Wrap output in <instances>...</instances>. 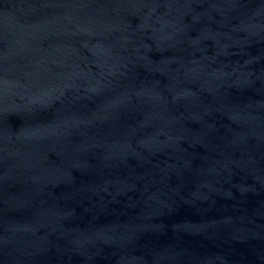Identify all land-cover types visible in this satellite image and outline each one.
Returning <instances> with one entry per match:
<instances>
[{"label":"water","instance_id":"1","mask_svg":"<svg viewBox=\"0 0 264 264\" xmlns=\"http://www.w3.org/2000/svg\"><path fill=\"white\" fill-rule=\"evenodd\" d=\"M0 264H264V0H0Z\"/></svg>","mask_w":264,"mask_h":264}]
</instances>
